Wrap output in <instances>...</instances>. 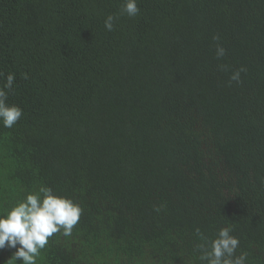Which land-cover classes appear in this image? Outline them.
I'll return each mask as SVG.
<instances>
[{"label":"trees","instance_id":"1","mask_svg":"<svg viewBox=\"0 0 264 264\" xmlns=\"http://www.w3.org/2000/svg\"><path fill=\"white\" fill-rule=\"evenodd\" d=\"M123 3L0 0L23 113L0 121V211L41 185L79 204L37 264H201L196 230L226 226L264 264V0Z\"/></svg>","mask_w":264,"mask_h":264},{"label":"clouds","instance_id":"2","mask_svg":"<svg viewBox=\"0 0 264 264\" xmlns=\"http://www.w3.org/2000/svg\"><path fill=\"white\" fill-rule=\"evenodd\" d=\"M122 12L129 17L136 16L139 13L137 0H124ZM115 19L112 15L105 19L104 25L108 31L113 30ZM216 55L223 57L225 49L218 45ZM244 71L246 69L240 68L230 79L239 83L240 74ZM14 80L15 75L9 73L3 87H0V121L5 128H12L23 114L20 107L7 103L6 89H11ZM81 213L79 204L41 185L36 192L26 193L22 200L0 211V249L6 246L15 249L9 259L10 264L17 260L23 264H37V258L49 238L56 233L70 236ZM196 231L202 241L196 246L201 264H248L246 252L237 254L240 242L232 234L231 226L219 228L212 238L202 235L199 229Z\"/></svg>","mask_w":264,"mask_h":264}]
</instances>
